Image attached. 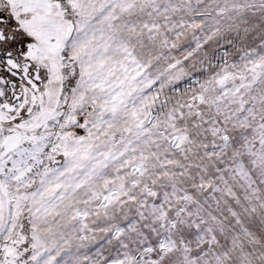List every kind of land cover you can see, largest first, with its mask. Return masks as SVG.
<instances>
[{
    "label": "snow or ice",
    "instance_id": "6c2138e0",
    "mask_svg": "<svg viewBox=\"0 0 264 264\" xmlns=\"http://www.w3.org/2000/svg\"><path fill=\"white\" fill-rule=\"evenodd\" d=\"M0 264H264V0H0Z\"/></svg>",
    "mask_w": 264,
    "mask_h": 264
}]
</instances>
